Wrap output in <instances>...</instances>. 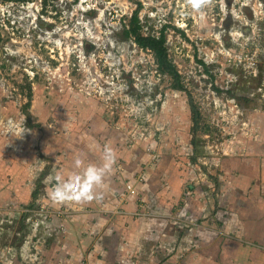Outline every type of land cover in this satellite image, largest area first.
I'll return each mask as SVG.
<instances>
[{
	"label": "rangeland",
	"instance_id": "obj_1",
	"mask_svg": "<svg viewBox=\"0 0 264 264\" xmlns=\"http://www.w3.org/2000/svg\"><path fill=\"white\" fill-rule=\"evenodd\" d=\"M135 12L140 36L164 28L185 92L125 37ZM263 87L264 0H0V141L28 125L73 134L89 114L179 156L195 121L199 141L220 152L241 118H258L249 110L262 107Z\"/></svg>",
	"mask_w": 264,
	"mask_h": 264
},
{
	"label": "crops",
	"instance_id": "obj_2",
	"mask_svg": "<svg viewBox=\"0 0 264 264\" xmlns=\"http://www.w3.org/2000/svg\"><path fill=\"white\" fill-rule=\"evenodd\" d=\"M249 111L220 152L193 130L181 156L147 150L89 114L73 134L28 125L1 140L0 264H264V104ZM105 149L102 199H48L54 177L100 166Z\"/></svg>",
	"mask_w": 264,
	"mask_h": 264
},
{
	"label": "clouds",
	"instance_id": "obj_3",
	"mask_svg": "<svg viewBox=\"0 0 264 264\" xmlns=\"http://www.w3.org/2000/svg\"><path fill=\"white\" fill-rule=\"evenodd\" d=\"M201 6H203V0H193L194 8ZM114 162V153L110 149H105L103 163L100 166L89 164L83 167L82 171L69 172L66 178L54 177L55 184L48 192V199L54 204L102 199V194L95 190L104 185L105 177L111 171ZM74 167L77 169L82 167V161L79 158L74 160Z\"/></svg>",
	"mask_w": 264,
	"mask_h": 264
},
{
	"label": "trees",
	"instance_id": "obj_4",
	"mask_svg": "<svg viewBox=\"0 0 264 264\" xmlns=\"http://www.w3.org/2000/svg\"><path fill=\"white\" fill-rule=\"evenodd\" d=\"M137 12L134 13L133 17L129 21L130 28L125 31L124 35L125 37H132L136 45L143 49V50H149L154 58V62L156 64L157 69L167 74L170 78L173 80V87L172 89L180 92H185L184 88L180 84V77L175 71V68L170 63V61L167 58V51L164 47V28L160 32L158 37L153 36H147L143 37L138 34V21L136 17ZM237 101H242L244 103L248 102V99L244 97H240V99L235 98ZM191 106V105H190ZM192 111L194 112L193 119L197 117L196 112L193 109V106L190 107ZM195 122V121H194ZM193 122V125L195 127V123ZM195 132V129H193Z\"/></svg>",
	"mask_w": 264,
	"mask_h": 264
},
{
	"label": "built area",
	"instance_id": "obj_5",
	"mask_svg": "<svg viewBox=\"0 0 264 264\" xmlns=\"http://www.w3.org/2000/svg\"><path fill=\"white\" fill-rule=\"evenodd\" d=\"M259 92H262V94H261V98L264 100V87H263V90L262 89H259L258 90ZM263 104H264V101H263ZM128 190L130 191V187H128ZM44 210V208H40L37 212H41V213H48L47 211H43ZM33 214H35V213H33Z\"/></svg>",
	"mask_w": 264,
	"mask_h": 264
}]
</instances>
